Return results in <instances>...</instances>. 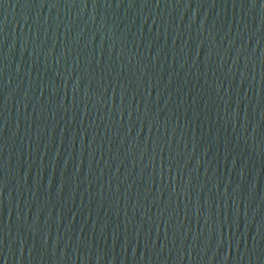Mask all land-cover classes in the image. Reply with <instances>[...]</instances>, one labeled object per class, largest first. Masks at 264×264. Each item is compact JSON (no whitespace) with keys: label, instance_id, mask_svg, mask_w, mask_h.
Listing matches in <instances>:
<instances>
[{"label":"water","instance_id":"1","mask_svg":"<svg viewBox=\"0 0 264 264\" xmlns=\"http://www.w3.org/2000/svg\"><path fill=\"white\" fill-rule=\"evenodd\" d=\"M68 0H0V34Z\"/></svg>","mask_w":264,"mask_h":264}]
</instances>
